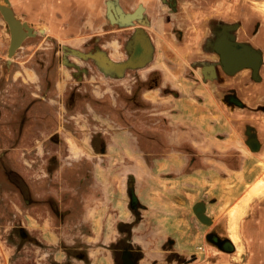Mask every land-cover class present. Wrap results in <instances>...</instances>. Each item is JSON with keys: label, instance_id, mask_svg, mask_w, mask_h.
I'll return each instance as SVG.
<instances>
[{"label": "crops", "instance_id": "0c3cea01", "mask_svg": "<svg viewBox=\"0 0 264 264\" xmlns=\"http://www.w3.org/2000/svg\"><path fill=\"white\" fill-rule=\"evenodd\" d=\"M4 1L0 0V5ZM7 1L13 16L33 26L36 34L25 37L11 50L7 24L0 11V57H14L13 61H24V57H79L81 52L96 48L106 57H113L110 62L118 64L117 60H122L118 57L132 53L141 36L149 47L140 57H150L151 63L147 70L135 64L134 77H138L137 70L145 78L156 73V78L178 95L163 97L171 110L166 114L168 126L156 139L165 144L162 154L155 153L158 145L150 123L151 130L139 137V152L134 148L133 152L124 153L125 158H133L127 171L132 172L133 183L106 186L103 182L100 188L108 196L99 199L97 205L101 209L115 206L118 221L135 222V264H264V187L254 191L257 179L264 174V121L250 118L247 108H229L217 98L225 91L246 97L247 69L242 71L241 83L230 81L231 78L221 79L220 83H200L202 72L198 65L194 69L196 81L190 83L183 68L202 57H217L208 43L223 23L236 24L240 42L254 44L264 54V42L258 40L264 39V0L261 11L250 0H115L125 10L141 3L134 9L141 11L132 26L111 23L105 12L107 0ZM110 2V11L130 13ZM257 14L263 19L254 35ZM28 63L7 72V77L12 78L8 88L17 84L29 87L30 70L35 69L42 76L46 66ZM57 68L51 86L38 83L44 103L29 107L28 114L36 108L40 110L38 106L58 108L57 102L62 99L57 97L70 81L63 82L64 67L58 64ZM124 70L125 67L123 76ZM26 94L18 100L22 109L26 102L29 104L30 96ZM154 94L156 91L151 89L146 95L149 102L163 100ZM99 100L89 101L104 109L105 97ZM39 114L40 119L45 118V113ZM249 128L257 132L259 146L255 149L247 147ZM113 140L117 141L116 135ZM145 151L150 154H144ZM180 178L186 182L178 184ZM130 186L136 196L132 213L127 197ZM84 200L80 199L81 205L94 204L88 198ZM196 204H202L203 219L193 211ZM90 219L91 215L86 213V221ZM101 220L110 218L106 219L104 214ZM234 232L237 240L232 237ZM102 254L107 259L102 264H114L112 251ZM119 255L117 249L120 264Z\"/></svg>", "mask_w": 264, "mask_h": 264}, {"label": "rangeland", "instance_id": "374dc122", "mask_svg": "<svg viewBox=\"0 0 264 264\" xmlns=\"http://www.w3.org/2000/svg\"><path fill=\"white\" fill-rule=\"evenodd\" d=\"M249 2L255 5V9L261 11V0H250ZM256 18L259 22L263 19L260 14L255 15V19ZM6 31L9 32L7 28ZM7 32L6 34L8 36L9 33ZM23 33H26V31L20 26L19 36H22ZM25 58L30 60L28 64H32L33 61L39 59V57H24V59ZM106 58L110 61L113 57ZM8 59L12 58L0 57V264H39L40 262H42L41 264H46L41 253H43L42 251L47 252L49 249L46 247L48 246H55L56 250L54 254L46 256L48 259L47 264H51L50 262L56 264H84L87 254L89 256L92 255V258H88V260H92L93 263L92 261H86V263L102 264V262L107 259L104 258L101 252V246H107L104 242L117 235V221L114 220L112 214H109V211L115 213L117 207L110 206L103 210L101 207L96 206L91 208L85 205H70V201L60 202L57 207L59 212L63 215L61 220H58L53 214V209L45 204L36 202L35 204L28 205L23 203L21 197L24 188V182L21 177L25 175L23 149L27 151L26 146H28L30 141L35 145L39 144L37 141L39 140L38 136H40L37 134L38 132L48 137L49 134L54 135L55 132L59 131V134L56 133L55 135L57 139L59 138L60 143L62 142V154L58 156L59 163L55 164L53 159L47 154L45 157L41 154V158L42 161H45V166L49 167V169H53V167L59 168L63 183H65L64 180H66V178L74 186L75 184H82V180L87 182L84 177L89 167H91V169L93 167V170L98 171L102 168L104 169V166L108 165L107 168L111 167L112 169L123 167V172H127L129 167L133 165V158H125L121 155L113 158L103 157V155H97L96 157H89V155H87L88 149L90 150L87 144L89 129L85 128L89 126V122L91 123L92 121L91 115L93 118L102 119L103 117L106 118L107 114H110V117L116 122L123 119L124 124L122 123V126H124L126 130L131 128V134H133L132 131L134 126L138 124V126L141 127V135H146L148 133L146 129L149 131L148 124L157 119L155 113L151 114V110L148 108L150 105L146 95H148L150 91L149 89L144 91L145 98L142 96L140 99L135 96L134 78L131 77L133 72L131 75L128 74L125 77L127 78L126 80L129 81L128 88H120V86L118 87L116 84L118 81H113L115 83L113 84V91H115H109L110 88H108L109 86L107 85V79H105V77H97L96 75L91 77V74L94 73H99L101 75L102 73L108 74V71L105 70L101 62H97L98 60L96 57H44L43 64L49 59H52L53 71L55 74H58V64H61L63 67H71L73 69L72 79L70 83L65 84L68 88L66 90L64 89L63 92L58 95L62 99V103L60 105L58 104L59 107L54 110H45V120L39 118L40 114L37 110H32L29 114L26 111L25 114L27 116H25L23 120L21 117L23 113H17V110L14 108V106H18V104L21 103H18L17 100L22 96L20 93L10 94L8 92L10 91L8 82H10L11 78L7 77L6 74L7 69L8 71L9 69L18 70L20 68V63L14 62L13 65H11ZM64 59L68 62L75 63V67L72 65H63L65 64L63 62ZM88 60H90V62ZM34 66H36V64ZM125 68L127 71L131 72L133 66H126ZM52 78H50V80ZM36 80L37 79H32L29 84L30 87L26 89V93L30 96L28 106L44 103L43 95H38L39 90ZM155 91L158 92V90ZM157 92L154 96H166L164 92ZM88 94L96 101H101L99 99L105 97L103 102L107 108L104 107V109H101L99 108L100 104L97 105L96 103L94 109L92 108L93 110L89 109V113L92 114L90 116L86 114L88 112V110L85 109L89 102L87 99ZM112 94H114V96ZM46 96L48 97V95ZM13 98H15L14 101H12ZM157 99L160 100V98ZM32 100L33 102H31ZM163 101L165 102L166 100L163 99ZM47 106L51 108L53 105L47 104ZM155 111L156 110H153V112ZM160 111V114L163 113L166 115L170 113L165 110V108ZM12 117H15L14 122H11ZM158 117L162 116L159 115ZM88 119L91 121H88ZM120 122H122V120ZM140 122L143 124L142 126H140ZM58 124L61 126H58ZM67 139L68 141H66ZM74 140H77V145H75ZM126 143L125 147L131 149L130 143ZM65 144H69V150L63 151ZM117 145L118 151H121V143ZM51 148L53 149V146ZM65 154H67L68 157H66ZM107 160L109 162H107ZM36 162L38 163L39 159ZM11 171L18 172L20 176V178H17L18 185L10 181ZM34 172H36V170ZM66 172H69V174H64ZM177 181L178 184L182 181L186 182V180H182V178L179 180L177 179ZM261 181L263 183L260 184L259 187H264V174L260 175L257 179V184ZM30 183L31 186L36 187L33 185L32 181ZM68 189L72 190L70 187H68ZM80 189L81 190H77V193H74L76 198L83 200L84 198H88L90 192L86 190V186L81 185ZM32 193L33 195L38 193L42 194L43 190L37 191L34 189ZM79 202L78 204H80ZM24 213L30 214L31 216L27 217L31 225V235L22 228L23 220L25 219ZM86 213L88 216L91 215L89 221H86ZM104 214L106 219L110 218V220L102 221L101 218ZM50 215L55 219L54 223L56 225V231L58 230L59 232H57L58 235H53L52 232L46 231L49 228L47 227L48 223H51ZM42 231H46L49 238L53 239H51V241L48 239L49 242L47 241L44 244L43 242L41 243L39 239H41L40 232ZM29 236L31 237L28 238ZM38 246H40V250ZM56 253H58L56 255L58 258L57 260L53 259ZM49 256L52 258H49Z\"/></svg>", "mask_w": 264, "mask_h": 264}, {"label": "flooded vegetation", "instance_id": "af4514ba", "mask_svg": "<svg viewBox=\"0 0 264 264\" xmlns=\"http://www.w3.org/2000/svg\"><path fill=\"white\" fill-rule=\"evenodd\" d=\"M108 1L111 0H107L106 3ZM114 2V4L118 5L119 8L121 7L118 2H116L115 0H112ZM141 4V3H138ZM134 6H127L128 8L125 9H121L126 11V12H131L133 11L137 5ZM109 7H107V4L105 5V12L107 14L106 17H109ZM140 17V16H139ZM139 17L135 18L134 20H132L131 22H113L111 21L110 17V21L111 23H116V24H120V25H125V26H132L135 21H137L139 19ZM15 18V17H13ZM16 19V18H15ZM17 21V19H16ZM19 21V20H18ZM5 22L7 24V26H9L8 22L5 19ZM21 23L19 21V24L21 26ZM26 23V22H25ZM260 22H258V19L256 18L255 23H253L254 26V31L253 34L255 35L257 33V27L260 25ZM18 24V23H17ZM18 24V25H19ZM30 25V24H29ZM23 26V23H22ZM31 26V25H30ZM32 27L33 32L31 34L25 33L24 37H29V36H34L36 34V30ZM22 28V27H21ZM24 28V27H23ZM8 29V27H7ZM9 30V29H8ZM26 31V29H24ZM239 33L240 31L236 29V24L234 23H223L220 24L218 29L215 31V36L214 38L209 41L208 46L216 53L217 57L214 58H209V57H202L200 58L201 60H197V61H192L191 63H189V65L184 66L183 68L186 70V74L189 75L187 76V78H189L190 83H195L196 81V76L195 74V70L198 68H201V76H200V83L202 82H217L220 83L221 79H226L227 78H235L234 75H238L239 73H241L242 71H247V76H248V85H247V96L246 97H242L239 96L237 93L235 92H229V91H225L222 94L218 95V99L221 100V102H223L224 104L227 105V107L231 108L233 107H239V108H247V110L249 111L248 116L252 119H257V118H261V122L262 120L264 121V54L261 52L260 48L256 45L253 44V46H250L248 44L242 43L240 42L241 39L239 37ZM7 36V34H6ZM221 39H225L227 41H229L230 43L233 44H240L243 46H247L252 50H255V53L257 54L256 56L261 57V61H260V65L258 66V68L256 70H254L252 67H244L245 69L241 68V69H237L234 71H231L232 68H229L225 65V63L222 60V57H226L224 56L219 48H218V43L220 42ZM259 42H264L263 38H259L258 39ZM245 41H248L247 39H245ZM247 42V43H248ZM148 43L146 41V39L144 37H139L137 40V44L135 49L133 50L132 53L126 54L125 57H118V58H122V60H117L119 61L118 64L115 62H110L108 58H106L105 54L99 52V50H96V48H89L86 51L81 52L82 55L79 57H96L97 58V62H101L102 66L105 68V70L108 71V74H91V77L93 76H97V77H105V79H107V85L109 86L108 88L109 91L112 90L113 91V84H115L113 81H118V83H116L118 85V87H124V88H128L129 86V81L126 80L127 78H125L128 74L131 75L133 72V75L131 77L134 78V88L136 91H134V94L136 97L140 98L144 96V91L149 89V91L151 89L158 90L157 88L159 87V90L157 93H163L164 94H168L171 95L173 97H177L178 95L176 93H174L172 91V88L166 87L164 86V84L162 83V80L160 78H156V73H152L151 75H149L148 77H144L141 75L140 77V72L136 71V74H138V77H134L135 76V68L134 65L141 64V69H148L151 60L150 57H140V55L144 52L147 51L148 49ZM11 49V48H10ZM90 51L91 53H86ZM87 54V55H86ZM12 59H8V61H11V65H13L14 62H19L20 63V67H22L23 64H25V62H29L30 60L28 59H24V61H13L14 57H11ZM18 58V57H16ZM44 57H39L38 60L33 61L34 64L38 65L39 67H45L46 68L42 71L43 73L42 76H39L40 74L38 73V71H35V69L30 70L29 72V84L30 81H32V79H37V87H38V83L41 81L44 85L47 86H51L52 82L55 81V77H53L52 75L54 74L53 71V61L52 59H49L47 62H45V64H43L44 62ZM117 58V59H118ZM20 59V58H19ZM82 59V58H81ZM263 59V61H262ZM90 62V60H88ZM200 63H197V62ZM65 64L63 65H72L73 67H75V63H71L68 62L66 59H64L63 61ZM224 63V64H223ZM47 64V65H46ZM41 65V66H40ZM206 65H212L213 71H214V75H209L206 76L205 72H204V66ZM126 66H133V69L131 72L127 71L126 68L124 70V76H123V68ZM223 66H225V69ZM12 67V66H11ZM139 67L136 69H140ZM177 68V66L175 67ZM182 68V67H181ZM179 68V69H181ZM113 69V70H111ZM229 69V70H228ZM13 69H9V72H11ZM64 75H66V77H63V79H61L63 82L66 81H70L72 79V72L73 69L71 67L68 66H64ZM117 71V72H115ZM8 72V69L6 70V74ZM245 73V72H244ZM100 75V76H99ZM37 76V77H36ZM226 76V77H225ZM232 76V77H231ZM53 77V78H52ZM50 78H52L50 80ZM12 79V78H11ZM232 81H236L235 79H233ZM160 82V83H159ZM213 86V84H211ZM255 85V86H254ZM30 87V85H29ZM29 87H24L22 88L21 85L17 84V86H15L14 88H10V91H8L10 94H15V93H20L21 96L27 95L26 89H28ZM46 87V86H45ZM144 87V88H143ZM20 88V90H19ZM39 88V87H38ZM19 90V91H18ZM39 90V89H38ZM93 90V89H92ZM115 91V90H114ZM113 91V92H114ZM92 92V91H91ZM40 95V94H38ZM90 94H88L87 99L90 100L92 97L89 96ZM114 96V94H112ZM104 96V95H103ZM119 96V95H118ZM165 96H161V98H163ZM57 98H61V97H57ZM164 99V98H163ZM15 98L12 99V101H14ZM20 100V97L19 99ZM17 100V102H18ZM95 100V99H94ZM158 100V99H157ZM96 101V100H95ZM33 102V100L31 101ZM30 102V103H31ZM97 102V101H96ZM141 102V101H140ZM28 103V102H26ZM62 101L57 102V104H61ZM164 103V104H163ZM167 100L164 102L163 100H158L155 101L154 103L149 102L150 107H148L151 110V114H154L157 116L161 115L162 117L160 119H155L153 120V122H151L152 124V130L150 128H148V130L153 131V137L154 139H159L160 138V134L164 133V130L166 129V127L168 126L167 123V117L165 114H160L159 112H161L160 110L165 108V110L170 111L171 108H167ZM98 104V103H97ZM94 105H96V103H92V102H88L87 107H85V109L88 110V112L86 114H88L89 116L92 113H89V109H94ZM138 105V104H136ZM141 105V103H140ZM21 103L18 104V106H14V108L17 110V113L21 112L23 114H21L22 119H25V116H27L25 114L26 111L29 110V107H31L30 105L28 106V104H25L24 109L20 108ZM28 106V107H27ZM37 106V105H36ZM40 107V110H38V108H36L37 111H40L41 113H45L46 114V109H48L47 107H43V106H38ZM59 107V106H58ZM136 107V106H135ZM169 107V106H168ZM138 108V106H137ZM92 109V110H93ZM141 109V108H139ZM111 110V107H110ZM153 110H156L155 112H153ZM36 111V112H37ZM110 114L106 115V118L103 117L102 119H96L93 118V116L91 115V120L88 119V121H91V123L89 122V126H87L85 129H89V137L87 140V144L88 147L90 148V150L88 149V154L89 157H96L97 155H103V157H116V156H124L125 151H134V148H137V151L139 152V147H140V140L139 137L141 136V127L138 126V124H136L134 126L133 129V134L130 133L131 128L129 129H125L124 126H122L123 123V119L122 122H120L121 120H119L118 122H116L114 119H112L110 117ZM15 117H12L11 122H14ZM16 122V121H15ZM40 122V121H39ZM111 122L115 125H112ZM42 123V122H40ZM123 123V124H122ZM25 125V123H24ZM143 124H141L140 122V126H142ZM58 126H61L60 124H58ZM253 127V126H252ZM250 129V128H249ZM138 130V131H137ZM256 129L251 128L250 129V133L247 131L246 132V139L248 141V146L251 147V149H255L259 146V142L257 140V132L255 131ZM119 131V133H118ZM147 132V129H146ZM56 133L59 134V131L55 132V134H49L48 137H45L42 133L38 132L37 134H39V140H37L39 142V144H33L32 141H30V143L28 144V146H26V150L23 149V157H24V168H25V175L22 176L21 178L23 179L22 181L24 182V188L21 194L22 197V201L23 203H26L28 205H32L37 203H41V204H45L48 207H50L51 209H53V214L56 216L55 218H57L58 220H61L62 215L59 212V209L57 207V205L60 204V202H65V201H70V205H79L81 206V203L79 202L80 199L76 198V196L74 195V193H77V190H81L80 186L84 185L86 186V190H88L89 193V197L88 199H90L91 202H94V204L89 205V207H99L98 201L99 199L102 198H108L107 193L104 191L103 193L101 192L100 188L103 184V182L105 183V185L107 186L109 183V185H120V183H123L126 181V184H132L133 183V175L132 172H123V167L120 168H107V166H104V169L102 170H93V167L91 169V167L88 168V172L85 175V179L86 181L82 180V184H75V186L73 184H71L68 179L66 178L65 183L62 182V174L59 171V168L57 169V167H53V169H49V167L45 166V161H42V156L41 154L45 157V155L47 154L50 158L53 159V162L56 164L59 163L58 161V156L62 154V142L60 143L59 138H56ZM126 133V134H125ZM114 135H116L117 141L113 140ZM112 139V140H111ZM154 140V141H155ZM68 141V139L66 140ZM113 142H116V145L113 146ZM129 142L131 149H128L127 147H125V143ZM157 142V149L158 151L155 152L156 154H162V150L165 149L164 146V142L162 141H158ZM35 143V142H34ZM75 145H77V140H74ZM121 143V151H118V145ZM127 144V143H126ZM53 146V149L51 148ZM68 146V147H67ZM25 147V146H24ZM249 148V147H248ZM249 149V150H251ZM69 150V144H65L64 145V150L66 151ZM194 150V149H192ZM148 151V150H147ZM143 152L144 154H150L149 152ZM121 153V154H120ZM86 155V154H85ZM66 157L67 154H65ZM39 162L37 163L36 161ZM107 162H109L107 160ZM111 162V161H110ZM105 163V162H104ZM103 163V164H104ZM27 164V166H26ZM41 165V166H40ZM32 167V169H31ZM36 170V172L34 171ZM11 182L13 184H17V178H20L19 174L17 171H11ZM10 176V175H9ZM82 177V178H83ZM70 178V177H69ZM81 178V177H80ZM33 182V185H35L36 187L31 186L30 182ZM69 182V184H68ZM38 187V188H37ZM68 187H70L69 190ZM76 187V188H75ZM83 188V187H82ZM21 189V188H20ZM34 189H36L37 191L39 190H43V193L40 194H34L32 193V190L34 191ZM94 189V190H93ZM91 195V196H90ZM127 197H128V209L129 211L132 213L134 207H135V202H136V196L133 192L132 186H130L128 192H127ZM86 201V200H84ZM78 202L80 204H78ZM202 204H196L194 207V213L197 215V217L199 218H204L203 214H202ZM50 212V210H49ZM51 213V212H50ZM25 214V213H24ZM108 214V212H107ZM109 214H112L115 218V220H117L118 217V213L115 212L113 213L112 211H109ZM72 215V214H71ZM25 219L23 220V225L22 228L24 229V231L26 230L27 233H29L31 235L32 232H30V221L27 219V217H31L30 214H25ZM51 218V223H48L47 227H49L46 231L48 232H52L53 235L57 234L58 230L56 231V225L54 223L55 219L53 218L52 215H50ZM118 221V220H117ZM135 225V222L133 220L131 221H123V220H119L117 222V229H116V236H113L111 239H109L108 241L104 242L105 245L107 246H101L102 251H112L113 252V256L111 258L112 259V263L114 264H119V261L117 260L116 257V250H120V255H119V260H120V264H135L134 262V257L132 252L137 250V241L135 239V237H133L132 235V230L133 227ZM28 228V229H26ZM33 228V227H32ZM46 231H42L40 232V236L41 239H39L41 241V243L43 242L46 243L48 241V239L51 241V239L53 238H49V235L46 233ZM59 233V232H58ZM58 235V234H57ZM122 235V236H121ZM28 236V234H27ZM26 236V237H27ZM31 236H29L28 238H30ZM49 242V241H48ZM39 250H40V246ZM47 249H49L47 252L42 251L43 253H41L43 255V258L45 259L44 262L47 264L48 263V259L46 258L47 255L50 254H54L55 253V246H48L46 247ZM101 251V252H102ZM41 252V251H40ZM58 253L55 254V257ZM92 256V255H91ZM91 256H89L87 254V256L85 257V263L86 261H92V260H88V258H92ZM53 257V259H58L57 257L55 258ZM49 258H52L49 256ZM50 262V261H49ZM88 262L86 264H88ZM42 262H40L39 264H41ZM51 264H56L54 262H50ZM84 263V264H85ZM93 263V261H92Z\"/></svg>", "mask_w": 264, "mask_h": 264}, {"label": "bare ground", "instance_id": "6f19581e", "mask_svg": "<svg viewBox=\"0 0 264 264\" xmlns=\"http://www.w3.org/2000/svg\"><path fill=\"white\" fill-rule=\"evenodd\" d=\"M4 2H5L4 8L6 9V16L8 19H10L9 21H10V24L12 25L11 27L13 30V33H11L10 26H7L9 29L8 33L10 35V48L12 50L13 49L12 44H14L17 40L19 41L21 38H23L25 33H23L22 36H19L20 35L19 34L20 27L18 26L19 21L18 20L16 21L15 18H13V20H12L13 16L9 14V10H8L9 7L7 6L8 1H4ZM106 4H107V7H109V9L111 10L112 3L110 1H108ZM110 10H108V12H109L108 14H109L111 21H113V22H117L118 20L123 21V22H129L130 20H132L136 17H139L140 11H141L140 8H137L136 10H134L130 13H122L120 11H117L116 9H115V11L114 10L110 11ZM4 19H5V17H4ZM21 27L22 28L24 27V29H26V33H28V34H31L33 32L32 27H30V25L26 24L25 22L23 23V26L21 23ZM217 45H218L219 50L222 52V54L224 56H226V57H222V60L225 63V65L229 68H234L235 66H237L241 63H247V64H252V65H255L257 63L258 56H256L257 54L255 53V50H252L247 46H243L240 44L236 45V44L230 43L229 41H227L225 39H221ZM203 69H204L206 76L214 75L212 65H206V66H204ZM242 74H243V72L239 73V75L233 79H236L237 83H241L242 80L241 81H239V80L243 77ZM228 79L229 78H227V81H228ZM229 80L232 81L231 79H229ZM262 183L263 182L261 181L258 184L260 185ZM258 184L254 188L255 192H256L255 189H257L259 187ZM232 237L234 240H237V236H236L235 232L232 234Z\"/></svg>", "mask_w": 264, "mask_h": 264}, {"label": "water", "instance_id": "95a60500", "mask_svg": "<svg viewBox=\"0 0 264 264\" xmlns=\"http://www.w3.org/2000/svg\"><path fill=\"white\" fill-rule=\"evenodd\" d=\"M5 1H7V0H5ZM4 7H5V4L0 5V11L2 12L3 16L5 17V19L8 21L9 26H10V29H11V33H13V30H12V27H11L12 25L10 24V21H9L10 19L7 18V16H6V9H5ZM8 10H9V14L13 16V14H12L10 8H8ZM13 17H14V16H13ZM13 17H12V20H13ZM18 26L20 27V24H19ZM22 39H23V38H21L19 41L17 40L14 44H12V48L14 49L15 47H17V45L20 44V42H21ZM220 52H221V51H220ZM221 53H222V52H221ZM260 61H261V57H258V59H257V63H256L255 65L247 64V63H241V64L235 66L234 68H232L231 71H234V70H237V69H241V68H244V67H252L254 70H256V69L258 68V66L260 65ZM223 64H224V63H223ZM223 67L225 68V66H223ZM225 69H226V68H225ZM226 70H227V69H226Z\"/></svg>", "mask_w": 264, "mask_h": 264}]
</instances>
